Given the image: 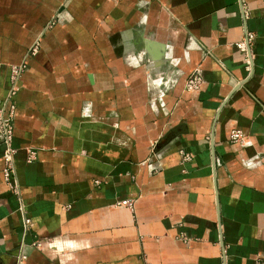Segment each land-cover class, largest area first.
Masks as SVG:
<instances>
[{"label": "crops", "instance_id": "crops-1", "mask_svg": "<svg viewBox=\"0 0 264 264\" xmlns=\"http://www.w3.org/2000/svg\"><path fill=\"white\" fill-rule=\"evenodd\" d=\"M21 64L0 264H264V0H0Z\"/></svg>", "mask_w": 264, "mask_h": 264}, {"label": "built area", "instance_id": "built-area-1", "mask_svg": "<svg viewBox=\"0 0 264 264\" xmlns=\"http://www.w3.org/2000/svg\"><path fill=\"white\" fill-rule=\"evenodd\" d=\"M253 40V35L250 32H247L245 36L236 42L234 45L235 47L243 54V64L244 68L249 71L252 65V54L250 51V45ZM38 42L35 41L30 49L29 54L34 55L36 53ZM24 68V64L13 66L10 70V86L7 91L6 100L9 102V109L6 115L3 114V112L0 110V143L3 145V152H2V160H3V167L1 170V177L4 183L7 184L9 189L13 193H17V185L13 181L12 176L14 173L13 170V160H14V153L15 149L11 146V137H12V113L14 109V102L12 101V98L16 94L17 91V82L21 76L22 70ZM201 77L198 71H194L189 73L184 82L183 89L186 92H192L199 89L201 84ZM229 139L231 142H239L243 140V136L239 130H233L230 132ZM183 153V152H181ZM32 154L29 155V160L31 159ZM160 158L159 153H155L154 151L151 152L150 160L157 161ZM183 160H190V157L188 154L183 153L182 154ZM23 226H28L30 224V219L27 217H24L22 220ZM25 255L20 253L17 255L14 264H24L25 263Z\"/></svg>", "mask_w": 264, "mask_h": 264}, {"label": "rangeland", "instance_id": "rangeland-1", "mask_svg": "<svg viewBox=\"0 0 264 264\" xmlns=\"http://www.w3.org/2000/svg\"><path fill=\"white\" fill-rule=\"evenodd\" d=\"M38 49H39V45H37V48H36V53H37ZM36 53H35V54H36Z\"/></svg>", "mask_w": 264, "mask_h": 264}]
</instances>
